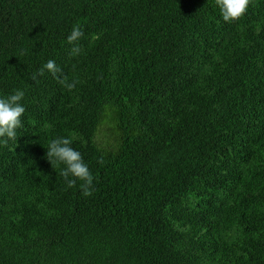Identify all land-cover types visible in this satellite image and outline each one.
Returning <instances> with one entry per match:
<instances>
[{"label": "trees", "instance_id": "1", "mask_svg": "<svg viewBox=\"0 0 264 264\" xmlns=\"http://www.w3.org/2000/svg\"><path fill=\"white\" fill-rule=\"evenodd\" d=\"M49 59L73 89L31 79ZM17 89L0 264H264V0L231 22L215 0H0V97ZM58 137L91 196L46 159Z\"/></svg>", "mask_w": 264, "mask_h": 264}, {"label": "clouds", "instance_id": "2", "mask_svg": "<svg viewBox=\"0 0 264 264\" xmlns=\"http://www.w3.org/2000/svg\"><path fill=\"white\" fill-rule=\"evenodd\" d=\"M219 6L222 18L225 22H231L241 18L248 9L250 0H215ZM84 33L79 26H74L71 33L67 36L69 44L74 45L71 49L73 56L81 51L78 41ZM45 71L50 73L57 81L67 89L71 90L78 81L69 82L63 69L58 66L55 60L49 59L36 73H33L31 79L37 81L38 76H43ZM24 97V91L17 89L13 94L6 97H0V144L7 146L9 140H16V130L22 127L21 117L25 113V107L21 101ZM72 140L67 137H58L51 140L46 153V159L51 163H62L66 165L60 172L69 188L76 185L77 179L82 181V194L91 196L93 191V175L88 165L84 162L80 152L71 147ZM102 163V161H100ZM74 177L70 179L69 177Z\"/></svg>", "mask_w": 264, "mask_h": 264}, {"label": "rangeland", "instance_id": "3", "mask_svg": "<svg viewBox=\"0 0 264 264\" xmlns=\"http://www.w3.org/2000/svg\"><path fill=\"white\" fill-rule=\"evenodd\" d=\"M102 127H103V126H100L99 129H98V131H99V135H100V133L103 134V132H101V130H102L101 128H102ZM103 131H104V130H103ZM99 137H100V136H99Z\"/></svg>", "mask_w": 264, "mask_h": 264}]
</instances>
